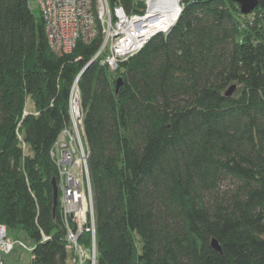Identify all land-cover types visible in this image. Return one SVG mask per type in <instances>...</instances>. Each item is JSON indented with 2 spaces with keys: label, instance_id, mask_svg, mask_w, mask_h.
Masks as SVG:
<instances>
[{
  "label": "trees",
  "instance_id": "16d2710c",
  "mask_svg": "<svg viewBox=\"0 0 264 264\" xmlns=\"http://www.w3.org/2000/svg\"><path fill=\"white\" fill-rule=\"evenodd\" d=\"M180 3L167 32L111 69L94 58L102 33L58 54L29 0H0V223L25 231L29 264H74L51 150L75 85L96 264H264V0L249 13Z\"/></svg>",
  "mask_w": 264,
  "mask_h": 264
},
{
  "label": "built area",
  "instance_id": "2783aa9c",
  "mask_svg": "<svg viewBox=\"0 0 264 264\" xmlns=\"http://www.w3.org/2000/svg\"><path fill=\"white\" fill-rule=\"evenodd\" d=\"M39 7L45 22L49 44L63 54L73 50L79 40L91 42L102 33V43L94 55L100 62L116 69L119 61L139 50L157 32H167L170 26L157 24L163 19L153 12L151 0H145L143 12L128 13L124 6L113 8L108 0H29ZM180 8L181 3L179 0ZM175 22V21H174ZM80 96L75 85L71 96L72 125L62 130L51 154L59 167L60 202L67 225L68 245L76 252L74 264H85L89 258L96 264L94 208L88 170V145L82 127ZM79 122V123H78ZM83 230L92 232L91 248L79 240ZM32 250L33 245L20 238H12L8 227L0 223V264H5L4 254L14 247Z\"/></svg>",
  "mask_w": 264,
  "mask_h": 264
},
{
  "label": "rangeland",
  "instance_id": "374dc122",
  "mask_svg": "<svg viewBox=\"0 0 264 264\" xmlns=\"http://www.w3.org/2000/svg\"><path fill=\"white\" fill-rule=\"evenodd\" d=\"M34 13L39 14V7L36 5H31ZM29 108H32V102L29 100ZM79 123V122H78ZM78 129L82 131V127L79 123ZM8 234L12 238H20L22 240L28 241L25 231L21 227L8 228ZM8 264H29L31 258V251L28 249L20 248L19 246L14 247L10 252L4 254Z\"/></svg>",
  "mask_w": 264,
  "mask_h": 264
},
{
  "label": "bare ground",
  "instance_id": "6f19581e",
  "mask_svg": "<svg viewBox=\"0 0 264 264\" xmlns=\"http://www.w3.org/2000/svg\"><path fill=\"white\" fill-rule=\"evenodd\" d=\"M151 2L154 5L152 11L160 12L163 17L157 25L160 27L170 26L180 11L179 0H151Z\"/></svg>",
  "mask_w": 264,
  "mask_h": 264
},
{
  "label": "water",
  "instance_id": "95a60500",
  "mask_svg": "<svg viewBox=\"0 0 264 264\" xmlns=\"http://www.w3.org/2000/svg\"><path fill=\"white\" fill-rule=\"evenodd\" d=\"M237 2H239L240 7H241V11L243 13H249L251 12L259 3V0H235ZM29 4L31 5V3L29 2ZM182 7L180 8L181 11ZM179 11V13H180ZM178 13V15H179ZM178 15L176 17V19L178 18ZM175 19V21H176ZM174 23V22H173ZM122 81V78L119 77L118 81H117V87L116 89H118V87L120 86ZM234 86H231L228 90V93H231L233 90ZM53 184H54V206L56 207L57 203H58V197H59V191H58V184H57V180L53 179ZM212 244L216 247V248H220L219 243L216 239L212 240Z\"/></svg>",
  "mask_w": 264,
  "mask_h": 264
}]
</instances>
